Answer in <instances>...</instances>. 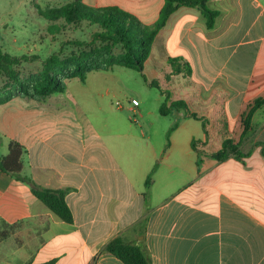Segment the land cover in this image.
<instances>
[{
  "label": "crops",
  "instance_id": "1",
  "mask_svg": "<svg viewBox=\"0 0 264 264\" xmlns=\"http://www.w3.org/2000/svg\"><path fill=\"white\" fill-rule=\"evenodd\" d=\"M75 1L119 9L145 25L163 6V0ZM207 7L218 13L212 29L196 8L171 14L143 67L144 76L165 80L169 60H180L181 73L161 90L207 119L206 136L184 110L160 115L163 97L153 118L140 104L129 107L140 125L76 97L85 88L42 102L14 96L0 103V156L9 142L20 144L21 175L66 190L73 217L63 222L27 185L0 173V264H123L102 253L117 237L143 240L151 264H264V105L252 117L241 157H202L197 165V152L218 150L242 103L264 90V0H208Z\"/></svg>",
  "mask_w": 264,
  "mask_h": 264
},
{
  "label": "trees",
  "instance_id": "2",
  "mask_svg": "<svg viewBox=\"0 0 264 264\" xmlns=\"http://www.w3.org/2000/svg\"><path fill=\"white\" fill-rule=\"evenodd\" d=\"M208 0H163V6L155 23L145 25L135 17L116 8L86 9L77 1L62 6L59 9L50 10L46 17L51 21H61L69 27L78 28L85 24L94 27L97 31L92 35V41H99L102 47L92 53L72 54L68 58L60 60L55 56L48 57L42 64L41 71L21 80L14 67L19 64V59L0 50V72H3L14 86V92L5 95L0 93V103L14 96L22 99L42 102L48 97L63 94L66 90V82L78 79L84 84L85 74L91 71H107L115 66L133 69L143 75V67L148 59L153 41L159 31L165 26L167 20L180 7L198 9L205 19L207 29H212L218 16L216 11L207 7ZM53 33L59 29L51 28ZM73 43V42H72ZM71 44V43H70ZM73 43L72 45H79ZM118 49L113 54L112 50ZM169 60L171 72L181 73L176 62ZM185 75H189L190 69L184 64ZM144 77V75H143ZM153 86V84L151 83ZM155 87V86H154ZM164 97V102L159 108L160 115H166L172 111L184 110L185 117L200 121L204 135L207 134V119L191 112L183 100L169 101L168 93L156 87ZM264 105V90L256 96L242 103L230 137L225 140L220 148L212 153L197 152L200 158L207 157L222 162L229 156L241 157L240 146L247 133L251 130V121L254 113ZM177 127L174 123L166 133V146L169 145V135ZM194 148V142L192 143ZM23 147L16 142H9L7 154L0 156V173L11 176L27 185L31 194L39 200L50 212L67 224L73 221L72 213L65 201L66 190H51L38 186L33 181L21 175ZM264 154V149L262 150ZM149 175L145 180V192L143 197L148 199L150 186ZM103 254L114 256L123 264H151L149 252L145 242L138 241L135 244L127 243L122 237H117L105 245ZM43 264H55V260Z\"/></svg>",
  "mask_w": 264,
  "mask_h": 264
},
{
  "label": "rangeland",
  "instance_id": "3",
  "mask_svg": "<svg viewBox=\"0 0 264 264\" xmlns=\"http://www.w3.org/2000/svg\"><path fill=\"white\" fill-rule=\"evenodd\" d=\"M73 1L0 0V50L20 60L14 70L21 80L38 74L43 62L50 56L63 60L72 54L92 53L102 47L99 41H92V35L97 31L94 27L83 24L75 29L46 17L50 10L59 9ZM53 26L59 32L53 33ZM72 42L80 44L72 45ZM112 52L116 55L118 49L114 48ZM171 75L176 74L171 72L165 80L153 81L136 70L115 66L107 71L86 73L84 84L78 79L68 80L66 89L74 95L77 89H88L85 96L76 97L88 104L102 105L107 112H120L119 118L125 122L134 124L135 121L136 125H140L141 117L128 111L131 100H136L144 114H152L153 118L163 97L156 87L165 90ZM105 90H109V94L101 96L100 93ZM14 91L12 82L0 72V93L9 95ZM117 106H121L122 110L118 111ZM165 121L169 123V119H165L164 125Z\"/></svg>",
  "mask_w": 264,
  "mask_h": 264
},
{
  "label": "built area",
  "instance_id": "4",
  "mask_svg": "<svg viewBox=\"0 0 264 264\" xmlns=\"http://www.w3.org/2000/svg\"><path fill=\"white\" fill-rule=\"evenodd\" d=\"M131 105L136 108L138 107L139 103L136 100H131Z\"/></svg>",
  "mask_w": 264,
  "mask_h": 264
}]
</instances>
